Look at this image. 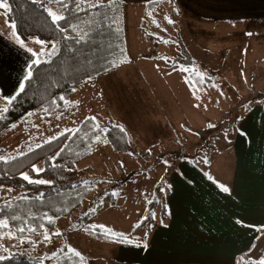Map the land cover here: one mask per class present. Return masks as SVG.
<instances>
[{"label":"rangeland","instance_id":"rangeland-1","mask_svg":"<svg viewBox=\"0 0 264 264\" xmlns=\"http://www.w3.org/2000/svg\"><path fill=\"white\" fill-rule=\"evenodd\" d=\"M37 1L45 2L48 11L65 15L53 0ZM116 1H120V6ZM247 1L252 4L249 9L252 16L264 12V6L260 7L264 4L262 0ZM91 2L108 6L81 18L78 30L85 36L94 25L122 20L127 47L119 66L84 81L70 97L68 110L58 117L48 122H41L39 117L19 122L14 131L0 137V150L5 158L24 152L78 128L88 117L122 126L129 135L132 149L119 152L107 142L96 144L91 154L77 164L90 168L87 176L95 178L93 190L81 206L69 217L57 219L53 228L34 235L18 234L9 226L0 236V259L25 256L38 259L40 264H58L62 257L74 255L70 249H75L81 254L75 264H138L118 261L115 255L120 242L146 241L148 227H136L146 216L159 184L169 196L170 219L164 222L158 207L153 213L152 232L159 230L163 223L178 222L176 227L180 234L185 231L204 238L207 247L212 245L221 250L228 247L231 235H210L205 225H197L202 224L201 220L209 223L211 219L212 209L204 206L206 195L220 196L211 193L212 189L201 179L194 178L193 172L199 169L213 182L232 187L239 151L245 160L254 152L253 148L247 149L248 143L242 138L237 140L238 132L243 131V123H264L262 110L257 107L264 106V41L259 45L256 38L247 40L246 36L234 34L245 24L242 20L232 21V10L236 12L244 2ZM152 5L154 8L148 10ZM245 22L249 24L251 20L248 18ZM261 22L264 33V20ZM0 30L41 54L37 60H49L58 52L55 43L47 48L35 39L23 42L1 10ZM242 40L252 44L245 55L243 50H238L244 47H238ZM188 56L191 62L184 60ZM189 71L215 78L214 85L195 96L185 79ZM257 129L264 136V126ZM263 150L258 146L255 153L261 154ZM21 192L16 186H2L0 203ZM191 220L196 224L190 225ZM101 225L106 227H99ZM108 229L123 236L113 237ZM99 230L104 235L97 233ZM229 247L232 248V243ZM262 260L264 232L259 242L253 244L252 251L241 254L237 260L232 259V264L235 261L236 264H257Z\"/></svg>","mask_w":264,"mask_h":264},{"label":"trees","instance_id":"trees-1","mask_svg":"<svg viewBox=\"0 0 264 264\" xmlns=\"http://www.w3.org/2000/svg\"><path fill=\"white\" fill-rule=\"evenodd\" d=\"M5 1L8 8L0 10L4 12L7 21L14 25L21 40L55 43L59 49L51 59H39L31 64L23 87L14 96L5 98L0 93V137L14 131L24 119L39 117L41 122H48L66 112L70 107L69 99L76 89L90 77L117 68L127 47L124 22L120 19L94 25V29L85 36L78 30V25L82 24L81 18L91 13L93 15L108 4L93 3L91 0H53L65 12L64 19L53 21L43 1ZM116 2L120 6V1ZM243 2L236 12L232 10V21L242 20L245 27L234 34L246 36L247 40L256 38L260 45L264 41L261 38L264 33L261 28H257L259 21L253 20L252 10H249L252 4L247 0ZM151 8L154 5L148 10ZM238 11L241 13L235 15ZM248 18L253 25L245 22ZM259 31L261 33L257 35ZM242 41L238 47H244L238 50H243L245 55L252 44ZM189 59L190 56L184 60L191 62ZM261 66L262 69L263 63ZM185 74L186 82L195 96L200 95L201 90L212 87L215 82V78L197 76L196 71ZM100 142H107L119 152L132 149L129 135L122 126L88 117L76 129L44 141L38 144L39 147L36 145L0 160V188L10 185L22 190L19 195L0 203V220L6 219L8 227H14L18 234L34 235L53 228L57 219L69 217L92 192L95 182V178L87 176L90 168L78 167L77 164L88 157L92 148ZM23 173L32 182L25 180ZM39 180L50 183L35 182ZM168 197L166 189L159 184L148 204L146 216L136 228L148 227L150 230L155 221L154 210L158 207L163 221L169 220ZM8 227L0 228V236ZM21 228L24 231H20ZM97 233L104 235L101 230ZM78 260L80 257L67 255L58 264H75ZM256 263L260 264V261ZM0 264H40V261L25 256H12L0 259Z\"/></svg>","mask_w":264,"mask_h":264},{"label":"crops","instance_id":"crops-1","mask_svg":"<svg viewBox=\"0 0 264 264\" xmlns=\"http://www.w3.org/2000/svg\"><path fill=\"white\" fill-rule=\"evenodd\" d=\"M243 1L245 0H241V3ZM261 6L264 4H260ZM253 20H259L257 28L263 31L261 21L264 20V12L258 13L257 17L253 16ZM28 41L30 40L23 42ZM42 44L47 48L51 45L43 42ZM38 56L41 54L39 55L37 51L24 46L20 40L0 30V93L5 98L14 96L23 87L29 68L33 62L37 61ZM257 107L262 110L261 117L264 122V106L259 104ZM260 126H264V123L259 125L255 122L243 123V131L238 132L237 140L238 137L242 138L246 144L248 143L247 149L253 148L254 152L245 160L244 155L239 151L240 160L236 165L233 183L230 184L232 187L213 182L199 169L195 168L193 172L194 178L201 179L212 189L211 193L214 192L220 196L215 198L210 194L206 195L204 206L209 205L212 209L211 219L209 223L205 221L206 219L201 220L202 224L197 225L199 227L205 225L210 235L223 237L226 234L231 235L229 246L232 243V248L228 246L221 250L212 245L207 247L204 245L206 242L204 238L193 236L185 231H181L180 234L176 227L178 222L170 221L167 224L163 223L160 226L161 229L155 232L149 230L146 247L145 240L139 243L137 241L120 242L115 255L117 260L133 261L138 264H178L176 261H179V264H232V259L237 260L241 254L250 253L253 244L259 242L263 234L262 228H264V152L255 153L258 146L261 150L264 148V143L261 142V140L264 142V136L257 129ZM186 181L192 184L191 181ZM221 185L227 187L228 191H223ZM189 224L193 226L196 223L191 220Z\"/></svg>","mask_w":264,"mask_h":264},{"label":"snow or ice","instance_id":"snow-or-ice-1","mask_svg":"<svg viewBox=\"0 0 264 264\" xmlns=\"http://www.w3.org/2000/svg\"><path fill=\"white\" fill-rule=\"evenodd\" d=\"M0 8H4V9H7V8H8V4L5 2V0H0ZM49 14L52 16L53 21H59V20L64 19L63 16L54 13L51 9H49ZM170 22H171V21H170ZM41 43H42V42H41ZM37 62H38V61H37ZM61 99H63V98H61ZM4 110L7 111L6 108H5ZM97 139H99V137H98ZM37 147H39V145H37ZM3 159H5V157L0 156V160H3ZM35 170H36V171H40V169H35ZM22 175H23V177H24L25 180H29L30 182H32V181L30 180V177H29L26 173H23ZM210 178H211V177H210ZM35 182H37V183H50L49 181H44V180H39V181H35ZM221 187H222L223 191H228V188H227V187H225V186H223V185H221ZM92 211H95V209H93ZM48 219H49V221L51 222V218L49 217ZM137 226H139V225H137ZM7 227H8V221H7L6 219H5V220H0V228H7ZM99 227H101V228H105L106 226L101 225V226H99ZM33 230H34V229H33ZM20 231H24V229L21 228ZM107 231H108L109 233H111V235H112L113 237H121V236H123V234H119V233H113V232H111L110 229H108ZM9 234L11 235V233H9ZM57 235H59V233H57ZM123 238H124V239H127V237H123ZM45 239L47 240V239H49V237L46 235V236H45ZM144 246H145V247L147 246L146 241L144 242ZM70 251H71L74 255H76L77 257H79V256L81 255V254H80L78 251H76L75 249H70ZM0 258H2V257H0ZM260 264H264V260L260 261Z\"/></svg>","mask_w":264,"mask_h":264}]
</instances>
